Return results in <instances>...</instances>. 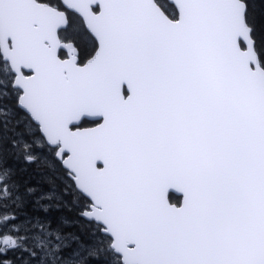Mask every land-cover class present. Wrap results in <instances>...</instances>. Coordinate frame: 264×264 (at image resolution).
I'll return each instance as SVG.
<instances>
[{
	"label": "snow or ice",
	"instance_id": "obj_1",
	"mask_svg": "<svg viewBox=\"0 0 264 264\" xmlns=\"http://www.w3.org/2000/svg\"><path fill=\"white\" fill-rule=\"evenodd\" d=\"M255 3L0 0V264H264ZM9 160L62 173L91 244L17 224Z\"/></svg>",
	"mask_w": 264,
	"mask_h": 264
},
{
	"label": "trees",
	"instance_id": "obj_2",
	"mask_svg": "<svg viewBox=\"0 0 264 264\" xmlns=\"http://www.w3.org/2000/svg\"><path fill=\"white\" fill-rule=\"evenodd\" d=\"M255 6L258 13L264 12V3H261L260 0H256ZM7 103L5 104L7 105ZM37 154L41 155L38 151ZM9 163L21 169L20 178L26 185L37 189L34 196H25L26 207L9 212L10 216L19 215L20 219L17 220V224L22 221L35 224L36 217L50 220L51 229L59 226L62 234L68 237L67 243L70 247L65 249V254L76 249L79 243L91 244L92 229L89 222L78 215L75 198L71 190L66 188L69 181L61 172L48 169L42 160L29 165L14 160H9ZM20 191L22 194L24 193L23 188ZM49 196L52 198L48 199ZM45 206L48 208L47 211L44 210ZM20 234L24 235L23 232ZM73 236L78 240L72 239ZM84 256L87 258V264H106L103 258L89 257L87 251L84 252Z\"/></svg>",
	"mask_w": 264,
	"mask_h": 264
},
{
	"label": "rangeland",
	"instance_id": "obj_3",
	"mask_svg": "<svg viewBox=\"0 0 264 264\" xmlns=\"http://www.w3.org/2000/svg\"><path fill=\"white\" fill-rule=\"evenodd\" d=\"M37 151H38V152H40V153H41V155L43 154V153H42V150H40V149H37ZM38 155H40V154H38Z\"/></svg>",
	"mask_w": 264,
	"mask_h": 264
},
{
	"label": "flooded vegetation",
	"instance_id": "obj_4",
	"mask_svg": "<svg viewBox=\"0 0 264 264\" xmlns=\"http://www.w3.org/2000/svg\"><path fill=\"white\" fill-rule=\"evenodd\" d=\"M7 101H5L4 103H6Z\"/></svg>",
	"mask_w": 264,
	"mask_h": 264
},
{
	"label": "water",
	"instance_id": "obj_5",
	"mask_svg": "<svg viewBox=\"0 0 264 264\" xmlns=\"http://www.w3.org/2000/svg\"><path fill=\"white\" fill-rule=\"evenodd\" d=\"M87 220V219H86Z\"/></svg>",
	"mask_w": 264,
	"mask_h": 264
}]
</instances>
